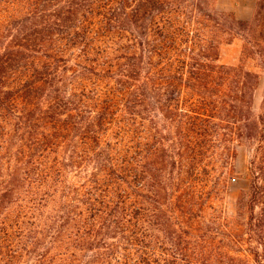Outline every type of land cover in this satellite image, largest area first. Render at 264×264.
<instances>
[{"label": "trees", "instance_id": "16d2710c", "mask_svg": "<svg viewBox=\"0 0 264 264\" xmlns=\"http://www.w3.org/2000/svg\"><path fill=\"white\" fill-rule=\"evenodd\" d=\"M217 1L0 0V264H264L260 75L220 63L264 0ZM237 142L263 165L232 215Z\"/></svg>", "mask_w": 264, "mask_h": 264}, {"label": "rangeland", "instance_id": "374dc122", "mask_svg": "<svg viewBox=\"0 0 264 264\" xmlns=\"http://www.w3.org/2000/svg\"><path fill=\"white\" fill-rule=\"evenodd\" d=\"M220 63L228 66L243 65L260 75V85L255 97V106L260 109L264 98V41L260 43V46L252 49L246 37L239 35L232 41L227 38L220 47ZM257 154V145L250 142H237L233 144L232 151H227L229 165L222 178L225 186H222L220 197L222 204L226 205L228 212L232 215H237L242 192L251 184L254 176L252 169L255 166V172L262 170L263 159L261 162V159L256 157ZM252 162H256L255 165ZM260 174L264 179L262 172Z\"/></svg>", "mask_w": 264, "mask_h": 264}, {"label": "crops", "instance_id": "0c3cea01", "mask_svg": "<svg viewBox=\"0 0 264 264\" xmlns=\"http://www.w3.org/2000/svg\"><path fill=\"white\" fill-rule=\"evenodd\" d=\"M218 0L217 8L233 12L241 20L255 18L260 0Z\"/></svg>", "mask_w": 264, "mask_h": 264}]
</instances>
